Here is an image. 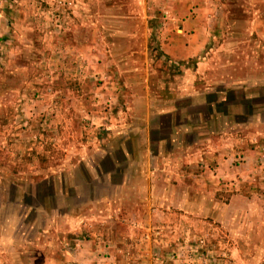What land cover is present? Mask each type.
Segmentation results:
<instances>
[{
    "label": "rangeland",
    "instance_id": "374dc122",
    "mask_svg": "<svg viewBox=\"0 0 264 264\" xmlns=\"http://www.w3.org/2000/svg\"><path fill=\"white\" fill-rule=\"evenodd\" d=\"M0 1V264H264L252 252L264 247V208L221 206L229 194L169 207L160 172L150 186L143 175L145 93L152 115L167 109L161 90L188 84L197 60L174 62L166 48L190 35L189 0ZM212 18L202 50L217 58L214 76L258 68L222 61L256 38L244 15Z\"/></svg>",
    "mask_w": 264,
    "mask_h": 264
},
{
    "label": "crops",
    "instance_id": "0c3cea01",
    "mask_svg": "<svg viewBox=\"0 0 264 264\" xmlns=\"http://www.w3.org/2000/svg\"><path fill=\"white\" fill-rule=\"evenodd\" d=\"M223 1H231L233 5L237 1V12H234L235 6L230 9ZM223 1L189 0V7H186L191 18L181 21V26L182 31L190 35L179 40L177 45L170 44L166 48L174 62L193 57L197 60L194 71L186 74L188 84L174 77L171 84L161 90V99L157 104L169 107L152 115L154 103L145 93V112L141 115L145 153L150 163L146 164L147 170L143 175L150 186L157 176L155 172H160L163 203L169 207H200L202 201L213 202L214 207L217 201L211 196L227 197L229 194L227 201L220 203L221 206L229 208L238 201L241 207L264 208V161L261 158V149L264 148V55L259 53L261 48L264 53V41L261 40L264 36V0ZM235 13L244 15L247 31L254 33L256 38L243 43V48H249L244 53L229 55L222 61L238 66L254 64L258 68L255 67L251 73L240 74L238 67L235 74L224 73L219 79L211 72L217 58L202 49L208 42L209 33L216 27L212 17L221 14L224 20V17ZM4 16L5 8L0 7V30L5 26ZM204 17H210L208 23L204 22ZM184 98L187 100L185 103L182 102ZM186 107L196 112L186 114ZM203 107L207 111L204 114L201 112ZM133 135L130 132L126 137L128 141L123 153L127 157L133 154ZM199 181L201 185L198 186L201 187L195 185ZM173 189L182 193L176 200L169 195ZM199 192L208 195L198 198L195 193ZM258 220L264 225L263 215ZM249 236L243 233L236 239L247 241ZM253 239L260 241L256 237ZM228 243L226 251L232 255H246L244 247L232 241ZM252 252L264 255V247L256 242Z\"/></svg>",
    "mask_w": 264,
    "mask_h": 264
},
{
    "label": "built area",
    "instance_id": "2783aa9c",
    "mask_svg": "<svg viewBox=\"0 0 264 264\" xmlns=\"http://www.w3.org/2000/svg\"><path fill=\"white\" fill-rule=\"evenodd\" d=\"M261 151H262V154H261L262 157L261 158L264 161V148H262Z\"/></svg>",
    "mask_w": 264,
    "mask_h": 264
}]
</instances>
